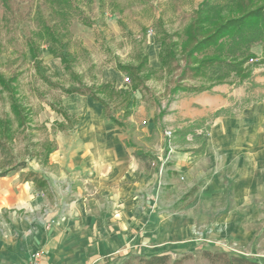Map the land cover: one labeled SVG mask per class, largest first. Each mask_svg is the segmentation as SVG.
Segmentation results:
<instances>
[{"label": "rangeland", "instance_id": "rangeland-1", "mask_svg": "<svg viewBox=\"0 0 264 264\" xmlns=\"http://www.w3.org/2000/svg\"><path fill=\"white\" fill-rule=\"evenodd\" d=\"M203 1L94 0L89 5L85 0H76L78 9L71 11L67 19L53 14L51 5L44 0H16L17 8L14 9L0 3V73L8 81L13 79L12 87L16 90V98L28 115V121L21 125L12 110L11 94L0 87V139L7 147L5 152L0 151V174L16 168L20 170L11 173H20L21 177L28 175L31 170L48 177V174L52 175L51 169H66L60 165L59 168L49 165L53 157L57 159V152L50 156V160L48 157L47 163L45 156L51 149H64L70 145L68 141L74 133L71 130L77 122L67 120L65 105H80L82 101L89 99L70 96L66 90L81 85L97 88L107 86L104 96L111 97L114 114L117 113L121 119L127 100L130 101L132 114L123 120L126 124V136L136 148L138 146V149L150 151L159 158L155 169H190V175L180 173L174 177L175 192L166 186V172L161 170L160 174H163H159L158 179L162 186L158 197L168 200L162 207L172 208L177 201L180 205L182 193L201 181L199 186L202 189L186 212L194 219L191 224L196 233L194 239L190 240L196 244L184 251H172L169 254L172 260L184 253H196L204 249L227 251L263 261L262 46L254 47L256 59L244 64L240 75H233L227 81L197 93L171 94L170 90L176 83L174 80L180 75V70L170 74L159 68L149 75L145 83L148 90L141 86L135 91L132 78L126 84L125 79L129 75L119 69V65L138 64L139 53L150 56L149 50L155 44L161 45L160 22L171 34H182ZM20 12L25 16L21 22ZM47 23L56 26L59 41L55 45L57 53L74 59L72 71L79 76L80 81L73 79V74L65 70L60 57L51 53L53 45L48 39L36 35L41 31L42 25ZM30 37L40 47L41 69L37 68L29 52L27 38ZM182 40L184 36L180 42ZM185 65L186 63L181 62L182 68ZM193 85L208 87L210 82L197 79L183 83L184 87ZM214 88L219 89L217 93L222 97L216 105L217 110L214 107L212 112L194 121L183 119L177 109L181 100L190 94L213 92ZM163 112L165 114H161ZM149 121L152 125L154 123L151 137L147 135L150 130ZM3 125L11 127L12 132L3 136ZM166 132H171V137ZM187 133H199L201 136L189 141L185 137ZM209 134H212V138L208 137ZM216 136L219 142L211 148L209 144ZM205 137L208 139V148L204 154L194 156L192 149L202 147ZM170 147L174 148V152L168 149ZM129 151L133 153L134 148L131 147ZM2 178L0 176V182L3 181ZM215 179L219 180L222 189L207 188ZM232 184L233 191L223 198L225 186ZM38 192L43 199L39 210H35V220L45 222L55 215L52 208L57 200L52 199L49 191ZM65 193L69 194L70 191L65 189ZM229 229L244 230L245 245L231 240V236L227 235L229 233H226ZM125 260L127 259H117L106 264H122ZM183 264L208 263L197 254Z\"/></svg>", "mask_w": 264, "mask_h": 264}, {"label": "crops", "instance_id": "crops-1", "mask_svg": "<svg viewBox=\"0 0 264 264\" xmlns=\"http://www.w3.org/2000/svg\"><path fill=\"white\" fill-rule=\"evenodd\" d=\"M160 52V44L149 50L153 71L161 68ZM212 91L190 94L181 100L177 109L183 119L194 121L214 107L217 110L222 97L218 88ZM70 96L89 99L64 107L72 123L77 124H73L74 133L67 140L70 145L55 149L57 159L53 157L49 165L66 169H51L52 175L48 177L36 170L29 171L45 179V186L27 181V175L21 177L20 173H11L0 182V264H27L31 254L38 250L44 253L43 264H106L132 255L170 254L193 248L196 243L190 239L196 233L191 224L194 219L186 212L202 189L201 181L182 193L180 205L177 201L172 208H163L168 200L158 197L161 170L166 172V186L175 192L174 177L180 173L190 175V169H155L157 165L146 169L134 151H129L127 143L131 139L126 130L105 117L101 103L87 95ZM126 109L131 116L129 100ZM115 116L124 124L123 120L129 117L121 119L117 113ZM149 123L147 135L151 137L154 123ZM185 135L189 141L201 136ZM208 137L212 138V134ZM204 140L202 147L192 149L194 156L205 153L209 143L206 137ZM218 142L216 136L209 145L212 148ZM168 149L174 152L173 147ZM219 183L215 179L207 188L220 190ZM65 189L70 193L66 194ZM233 189V184L225 186L223 198ZM38 191H49L52 199L57 200L52 208L55 215L45 222L35 220V210H39L43 199ZM226 233L231 240L245 245L244 230L229 229Z\"/></svg>", "mask_w": 264, "mask_h": 264}, {"label": "trees", "instance_id": "trees-1", "mask_svg": "<svg viewBox=\"0 0 264 264\" xmlns=\"http://www.w3.org/2000/svg\"><path fill=\"white\" fill-rule=\"evenodd\" d=\"M49 3L53 14L60 15L66 18L69 13L75 12L78 9L76 0H44ZM94 0H85L86 4H91ZM204 0L199 8L195 11L192 21L184 29L183 33L168 32L163 28L162 22L160 27V63L161 69L167 70L170 74L180 70V75L175 77L174 86L170 90L172 95L179 93H197L211 89L215 85L227 81L233 75H240L243 72L244 64L249 60H255L256 56L253 49L256 46H262L264 53V0ZM0 3L10 8L16 6V0H0ZM16 3V4H15ZM19 11V10H18ZM24 13H19V22L24 20ZM67 19V18H66ZM52 22V21H51ZM39 38H46L53 45L51 53L58 55L65 66L67 72L73 74V79L79 80V76L72 71V63L74 59H70L66 54L57 53L56 26L47 24L42 25L41 31L36 34ZM184 36V40L180 39ZM29 52L33 61L37 64V68L41 69L42 62L39 59L40 47L34 42L32 37L27 38ZM40 60V61H39ZM138 64L119 65V69L123 70L129 79L132 78L133 89L139 90L141 86L146 88V81L150 74H154L149 66L148 54L139 53ZM181 62L186 63L182 68ZM205 79L210 82L208 87L204 85L192 87H184L183 83L187 80ZM12 80L9 81L0 73V87L7 91L12 96V110L15 116L20 120L21 125H25L28 121V115L25 113V108L19 103L16 98L15 88L12 87ZM107 86L88 87L85 85L72 86L67 89L68 94H81L90 96L93 100L98 101L104 106V114L107 119L117 123L122 128L126 125L119 121L112 108L111 97H105V89ZM128 108V107H127ZM130 111L126 109L125 115L128 117ZM161 114H165L164 112ZM67 120L70 116L66 113ZM3 136L12 132L11 127L3 125ZM127 147L134 148L135 157L144 165L146 169H152L158 162V159L149 152L143 149H138L131 142L127 143ZM6 144L0 139V151L5 152ZM55 149H51L45 156L47 163L48 157ZM19 171L16 168L9 169L0 174L1 177L9 175L11 172ZM27 181H33L38 186H45V179L39 174L29 172L26 176ZM200 254V257L208 264H264L263 261L249 259L248 257L235 255L227 251H211L199 250V252H187L181 255L178 259L172 260L169 254H151V255H132L128 257L122 264H183L195 255Z\"/></svg>", "mask_w": 264, "mask_h": 264}, {"label": "built area", "instance_id": "built-area-1", "mask_svg": "<svg viewBox=\"0 0 264 264\" xmlns=\"http://www.w3.org/2000/svg\"><path fill=\"white\" fill-rule=\"evenodd\" d=\"M126 84L130 82V79L127 77L125 79ZM166 135L171 137L172 133L171 132H166ZM43 257L44 253L41 250L35 251L31 254L29 261L27 264H43Z\"/></svg>", "mask_w": 264, "mask_h": 264}]
</instances>
